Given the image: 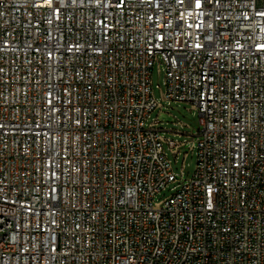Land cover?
I'll use <instances>...</instances> for the list:
<instances>
[{"label":"built area","instance_id":"built-area-1","mask_svg":"<svg viewBox=\"0 0 264 264\" xmlns=\"http://www.w3.org/2000/svg\"><path fill=\"white\" fill-rule=\"evenodd\" d=\"M0 264H264V0H0Z\"/></svg>","mask_w":264,"mask_h":264},{"label":"rangeland","instance_id":"rangeland-1","mask_svg":"<svg viewBox=\"0 0 264 264\" xmlns=\"http://www.w3.org/2000/svg\"><path fill=\"white\" fill-rule=\"evenodd\" d=\"M164 70L161 67L158 72L154 68L152 72V83L154 87V95L157 100L160 98L159 90L156 88L163 89ZM162 109L154 111L146 124L153 122L155 119L160 123L158 128L164 131L162 134L165 137L174 139L183 144L180 148V154L174 162V159L168 155L171 163L172 172L178 180L177 184L169 185L164 191L156 196L155 201L160 202L165 198L169 197L177 190L178 185H182L193 177L195 166H196V146H197V132H198V115L196 112H189V107L183 103H162ZM188 127V128H186ZM165 131H175L179 135H171ZM189 135V136H187ZM193 149L190 153L189 149ZM187 154L183 161V155ZM183 165V169H182Z\"/></svg>","mask_w":264,"mask_h":264}]
</instances>
